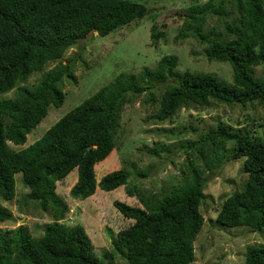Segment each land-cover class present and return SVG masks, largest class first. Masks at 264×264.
<instances>
[{
	"label": "trees",
	"instance_id": "obj_1",
	"mask_svg": "<svg viewBox=\"0 0 264 264\" xmlns=\"http://www.w3.org/2000/svg\"><path fill=\"white\" fill-rule=\"evenodd\" d=\"M200 10L197 13L194 6L188 12L175 13L184 20L174 38L192 36L202 46L205 59L228 62L232 83L205 71H179L177 57L165 54L152 67L118 72L38 139L14 150L8 142L23 145L50 106L58 108L64 103L63 80L76 81L71 58L61 63L67 49L91 29L106 36L143 19L150 9L136 0H0V223L14 220L7 204L16 196L17 173L27 191L21 204L34 203L48 217L40 237H34L25 223L0 229V264H110L105 257L96 256L82 225L64 223L70 209L56 192V182L73 169L77 180L69 189L71 199H90L97 206V187L110 191L124 186L127 195L141 204L113 201V206L134 222L115 233L111 251L105 253L109 260L120 256L128 264H194V241L205 223L200 210L206 187L202 173L230 159H243L241 173L246 176L240 175V188L228 194L210 222L218 229L240 227L244 235L255 232L263 238L246 247L243 264H264V138L250 129L218 121L215 128L198 133L196 139L181 141L178 146L190 150L182 179L163 189L161 195L146 196L141 188L129 186L135 169L132 162L131 172L126 165L115 163L100 177L95 175V167L119 148L116 134L123 108L142 94L143 100L155 107L151 114L154 124H173L183 107L257 102L264 108V76L255 72L264 65V0L209 1ZM233 11L236 14L225 20L222 29H205L208 14L221 20ZM171 18L168 15L151 25L152 42H169L170 22L175 21ZM53 61L58 62L38 82L25 85L33 72L43 71ZM13 89L14 96H2ZM182 130L169 132L182 135L198 129L189 125ZM163 148L156 143L149 153L159 156ZM193 155L200 160L198 164ZM151 168L148 165L137 171L138 176H147Z\"/></svg>",
	"mask_w": 264,
	"mask_h": 264
},
{
	"label": "rangeland",
	"instance_id": "obj_2",
	"mask_svg": "<svg viewBox=\"0 0 264 264\" xmlns=\"http://www.w3.org/2000/svg\"><path fill=\"white\" fill-rule=\"evenodd\" d=\"M144 3L150 12L143 19L131 22L106 36L84 37L77 44L67 49L61 63L65 64L71 58L70 65L76 77L63 80V88L66 92L64 103L55 108L52 105L48 109L45 118L27 134L23 145H14L8 142L14 150H19L38 139L47 128L57 121L66 112L74 108L85 98L89 97L103 85L109 83L120 71H139L144 66H153L165 54H173L178 59L179 71H205L216 75L220 80L232 83V68L228 62L208 61L201 54L202 46L192 37L184 40L175 39L178 27H182L184 17L175 15L177 11L188 12L195 6L197 13L200 8H205L207 3L218 0H136ZM226 7L229 8V5ZM199 11V12H198ZM213 14V13H212ZM236 14L230 12L223 19L208 14L205 18V29L217 27L222 29L225 20L229 21ZM172 16L169 27V42L162 39L155 43L150 39V28L155 22L158 24L166 16ZM174 15V16H173ZM189 19V18H187ZM174 38V39H173ZM78 55L79 58L74 59ZM58 61L49 62L41 72H33L25 85L31 86L38 82L42 74L57 64ZM88 68L85 67V64ZM257 75L264 76V65L255 68ZM159 91V90H157ZM15 90L5 93L4 97H12ZM145 94L137 101L123 108L120 119L121 127L117 132L118 150H115L109 160L95 167L96 177H100L113 164H124L130 172V162L135 165L132 171L129 186H136L144 191L147 196L151 193H160L170 185L180 182L181 172L185 169L187 151L178 146L187 139H196L198 133L205 132L211 127H216L218 121L234 127L250 129L254 135L264 138V108L257 102L244 106L240 104L216 103L209 107H183L176 114L173 124H154L151 114L155 110L154 105L146 103ZM137 120V121H136ZM145 120V121H144ZM192 125L197 128L195 132L186 130L187 133L177 134L173 131H183L184 126ZM156 143L164 145V151L159 156L149 153ZM173 144H176L173 146ZM227 143V146H230ZM170 148L166 152L165 149ZM157 155V154H156ZM192 159L196 164L200 162L195 155ZM243 159L224 161L218 168L207 169L202 173L206 180L200 210L205 217V223L194 241L195 261L194 264H239L244 263V252L248 245L263 240L255 232L244 235L240 227H226L228 230L210 222L215 211L222 201L234 190L240 188L243 181L241 174ZM152 165L150 172L145 177L137 174L139 170H145ZM77 175L73 169L67 177L56 182V192L66 200L69 211L64 223L66 225H82L94 245L97 257H105L110 264H128L120 256L109 260L105 253L111 251L115 233L131 225L134 220L125 218L114 206L113 201H124L132 206H141L138 199L128 196L124 187H118L111 191H102L98 188L94 196L95 203L87 199L73 200L69 196V189L74 184L73 176ZM246 176V174H244ZM17 192L15 198L7 207L11 209L14 220L0 223V229L15 227L25 223L34 237H40L45 223L48 221L46 214L33 204L22 205L27 191L23 188L21 174H16ZM240 176V177H239ZM102 197V198H100ZM98 198L100 200H98ZM38 207V208H37ZM219 225V224H218ZM221 226V225H220ZM238 229V230H237Z\"/></svg>",
	"mask_w": 264,
	"mask_h": 264
},
{
	"label": "water",
	"instance_id": "obj_3",
	"mask_svg": "<svg viewBox=\"0 0 264 264\" xmlns=\"http://www.w3.org/2000/svg\"><path fill=\"white\" fill-rule=\"evenodd\" d=\"M94 29H91L88 33L85 34V37H88L94 33Z\"/></svg>",
	"mask_w": 264,
	"mask_h": 264
},
{
	"label": "crops",
	"instance_id": "obj_4",
	"mask_svg": "<svg viewBox=\"0 0 264 264\" xmlns=\"http://www.w3.org/2000/svg\"><path fill=\"white\" fill-rule=\"evenodd\" d=\"M73 178H74V183H75L77 180V175L73 176ZM73 200H75V199H73Z\"/></svg>",
	"mask_w": 264,
	"mask_h": 264
},
{
	"label": "clouds",
	"instance_id": "obj_5",
	"mask_svg": "<svg viewBox=\"0 0 264 264\" xmlns=\"http://www.w3.org/2000/svg\"><path fill=\"white\" fill-rule=\"evenodd\" d=\"M96 32L94 31L93 35L95 34ZM120 187H124V186H120ZM118 188V187H117ZM116 189V188H115ZM97 190H98V187H97ZM114 190V189H113ZM99 191V190H98ZM111 191V190H110ZM81 201V200H80Z\"/></svg>",
	"mask_w": 264,
	"mask_h": 264
}]
</instances>
